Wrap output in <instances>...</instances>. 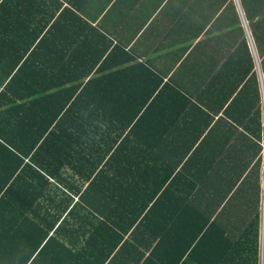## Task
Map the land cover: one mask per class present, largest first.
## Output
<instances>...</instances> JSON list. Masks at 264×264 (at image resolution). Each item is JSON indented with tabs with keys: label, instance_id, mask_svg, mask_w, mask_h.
<instances>
[{
	"label": "crops",
	"instance_id": "obj_1",
	"mask_svg": "<svg viewBox=\"0 0 264 264\" xmlns=\"http://www.w3.org/2000/svg\"><path fill=\"white\" fill-rule=\"evenodd\" d=\"M31 54L40 89L102 77L109 123L130 124L104 168L117 182L77 181L81 207L42 264H137L129 250L191 231L192 206L232 236L260 209L264 243V0H0V77ZM128 77L137 90L116 95Z\"/></svg>",
	"mask_w": 264,
	"mask_h": 264
},
{
	"label": "trees",
	"instance_id": "obj_2",
	"mask_svg": "<svg viewBox=\"0 0 264 264\" xmlns=\"http://www.w3.org/2000/svg\"><path fill=\"white\" fill-rule=\"evenodd\" d=\"M33 58L36 59L35 54L23 62L17 76L0 77V87L5 85L0 90V264H42L50 247L62 245L58 237H51V231L66 214L57 229L60 235L81 207L71 197L81 193L77 181L91 185L97 179L117 182L104 168L118 159L120 136L130 127L109 123L112 120L106 112L111 108L108 104L103 107L102 77L69 84L70 88L60 93L45 92L39 88L42 77L38 70L25 75L28 66H35ZM19 62L11 64L9 75ZM135 71L136 68L126 72ZM133 78L128 77V89H121L116 95L137 90L129 83ZM126 112L131 113V122L134 121L135 113L129 109ZM129 160V166L143 168L142 163ZM67 170L70 176L65 175ZM51 180L58 191L53 190ZM82 200L86 204V198ZM53 206L59 217L42 219L43 227L40 214H52ZM140 208L145 213L149 202ZM191 209L190 232L177 238H163V233L149 257H137L135 250H129L128 259L133 258L137 264H262L260 209L245 224L241 221L238 236H232L217 220L209 222L206 218L198 223V210L193 206ZM151 210L144 222H149ZM63 261L71 264L70 258Z\"/></svg>",
	"mask_w": 264,
	"mask_h": 264
},
{
	"label": "rangeland",
	"instance_id": "obj_3",
	"mask_svg": "<svg viewBox=\"0 0 264 264\" xmlns=\"http://www.w3.org/2000/svg\"><path fill=\"white\" fill-rule=\"evenodd\" d=\"M262 251H263V262H262V264H264V243H263V245H262Z\"/></svg>",
	"mask_w": 264,
	"mask_h": 264
},
{
	"label": "clouds",
	"instance_id": "obj_4",
	"mask_svg": "<svg viewBox=\"0 0 264 264\" xmlns=\"http://www.w3.org/2000/svg\"><path fill=\"white\" fill-rule=\"evenodd\" d=\"M263 262V261H262Z\"/></svg>",
	"mask_w": 264,
	"mask_h": 264
}]
</instances>
